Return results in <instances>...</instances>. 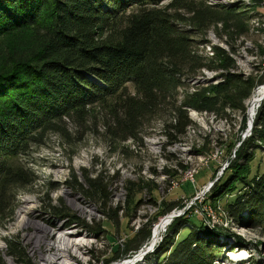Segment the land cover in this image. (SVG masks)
<instances>
[{"label": "trees", "instance_id": "trees-1", "mask_svg": "<svg viewBox=\"0 0 264 264\" xmlns=\"http://www.w3.org/2000/svg\"><path fill=\"white\" fill-rule=\"evenodd\" d=\"M165 1L169 3L161 7ZM250 18L247 10L212 7L205 0H0V38L28 36L27 42L2 45L0 49L1 226L9 219L16 194L36 179L25 162L31 151L44 145L51 134L67 140V121L83 127L95 106L103 111L98 122L94 120L111 144L138 140L154 116L167 119L162 124L167 142H179L187 128L194 127L187 109L213 115L225 123L230 122L228 111L237 112L244 124L245 102L262 84V78L256 82L232 72V57L218 47L212 49L209 64H202L190 37L221 23L218 36L225 33L232 41L244 35L245 21ZM188 23L191 27L186 30L183 24ZM202 67L218 71L221 81L197 87L179 101L181 77H192ZM127 85H132L133 94L127 92ZM109 102L111 106L104 110ZM256 108L249 137L235 149L229 167L234 170L232 177L223 178L212 188L209 198L233 194L239 184L237 191L243 192L227 206L228 217L264 239V173L246 180L249 164L264 143V99ZM81 176L85 185L74 179V191L98 204L105 218L115 222L121 209L108 205L111 180L104 182L101 174L90 178L87 171ZM134 191L135 186L127 183V204ZM140 204L141 200L136 208ZM177 206L170 203L161 214ZM48 211L63 217L67 228L75 224L89 236L102 239L101 226L87 225L66 214L64 208L49 206ZM187 223L186 218L173 221L169 229L173 234L164 237L156 258L170 251L177 231ZM149 234L147 227L139 230L103 264L137 250ZM4 242L0 264H5L3 257L33 264L17 238ZM173 247L170 258H166L168 263L212 264L219 258L221 246L213 231L192 227Z\"/></svg>", "mask_w": 264, "mask_h": 264}, {"label": "rangeland", "instance_id": "rangeland-1", "mask_svg": "<svg viewBox=\"0 0 264 264\" xmlns=\"http://www.w3.org/2000/svg\"><path fill=\"white\" fill-rule=\"evenodd\" d=\"M168 3L169 1L162 2L160 6L164 7ZM205 3L208 6L226 9L238 7V12L247 10L251 18L245 21L244 35L235 37L232 41L225 33L218 36L222 29L221 23L210 26L205 32L191 35L195 55L203 60L202 64L208 65L209 60L213 58L212 49L221 48L228 52L234 61L232 72L253 78L256 82L262 78L263 84L264 0H205ZM183 25L186 30L191 27L189 23ZM17 36L0 38V49L2 45L27 42V35ZM226 40L230 41L229 44L225 43ZM219 81H221L219 72L210 71L205 67L200 68L192 77L185 74L181 77L179 101L187 92ZM260 85L255 87L251 97L245 102L244 124L237 112L228 111L230 122L225 123L213 115L187 109L188 117L194 123V127L187 128L184 138L172 144L167 142L162 128V124L167 119H160L158 116H154L144 126L138 140L130 138L117 144L108 141L103 134L102 126L97 123V117L103 111L97 106L93 107L91 109L93 112L90 113L95 117L89 116L84 121L83 127H74L67 121L66 131L70 136L67 140L51 134L45 144L31 151L29 160L25 161L36 179L32 185L16 194L14 203L9 209V219L4 226L0 224V251L5 248L4 240L14 237L21 242L26 253L31 247L36 249V254L39 251L43 259L46 253L55 254L56 251L46 241L48 239L54 241L56 234L58 236L62 232L67 233L74 229L70 226L67 228L66 221L61 222L63 217L58 218L50 214L48 207L55 206L64 208L66 214L77 216L87 225L101 226L103 231L101 240L92 241L88 236L84 238L77 231L66 237V239L77 237L85 241L88 250L84 252L82 248H78L77 252L86 264H97V260L99 264H103V261L114 258L116 250L122 249L127 240L147 227L150 236L137 250L130 251L126 255L119 254L118 258L109 264H123L134 260L146 248L160 219L173 212L175 213L168 216L171 223L169 222L161 235L160 241L139 264H172L166 262V258H170L174 244L180 243L192 227L213 231L217 235L221 247L217 252L219 258L212 264L264 262V239L256 235L252 229L230 221L227 214V206L236 195L243 192L237 191L241 186L236 184L233 194L217 200L209 198L211 189L218 186L223 178L232 177L234 173L229 167L240 141L250 135L248 106ZM131 86L126 87L129 94L134 92ZM263 99L264 97L260 103ZM111 104L109 102L104 110H107ZM192 113L196 115L195 118L192 117ZM259 146L260 150L256 151L254 159L249 164L247 181L264 173V143ZM178 164H181V167L177 166ZM82 171H87L90 178L101 174L104 182L111 180L109 186L111 197L108 205L110 208L119 206L121 209L115 222L110 223L101 213L98 204L84 198L81 192L72 188L74 179L77 183L85 185L81 176ZM127 183L135 186L131 202L128 204ZM139 200L141 204L136 208ZM170 203H177L178 206L165 215L161 214ZM86 209L89 211L86 212ZM21 210L22 213H19ZM242 215L245 216V213ZM178 218H186L188 223L177 231L173 245L169 247L170 251L159 256V259L156 258L158 246L166 235L173 234L169 229L173 221ZM45 226L52 227V236L48 235L52 232L46 231ZM36 254L35 258L27 255L33 264H38ZM3 259L5 264H20L9 257Z\"/></svg>", "mask_w": 264, "mask_h": 264}, {"label": "bare ground", "instance_id": "bare-ground-1", "mask_svg": "<svg viewBox=\"0 0 264 264\" xmlns=\"http://www.w3.org/2000/svg\"><path fill=\"white\" fill-rule=\"evenodd\" d=\"M217 1V0H216ZM217 3V2H216ZM212 4V3H211ZM211 47V46H210ZM211 55V54H210ZM264 94V83L262 85H260L257 90H256V93L255 95L253 96V98L251 99L250 103H249V106H248V117H249V121L253 119L254 117V114H255V110H256V107L259 106V103H260V98H262ZM195 114L192 113V117L195 118ZM248 121V122H249ZM163 139V138H162ZM197 171V170H196ZM195 171V173H196ZM188 172V171H187ZM186 176V175H185ZM122 195V194H121ZM88 207V206H87ZM85 208V207H84ZM90 208V207H89ZM23 210L19 211V213H22ZM86 212L89 211V209H86L85 210ZM18 213V214H19ZM92 213V212H91ZM175 213V212H173ZM173 213H169L167 216L163 217L160 219V221L158 222V224L155 226L154 230H153V233H152V236H151V239L149 241V243L147 244L146 248L144 250H142L136 257L134 260L130 261V262H124L123 264H139L141 263L142 259L145 257V255H147L151 250H153V248H155V246L157 245V243L160 241V237L161 235L164 233L166 227L169 225V222H170V217H168L170 214H173ZM52 218V217H51ZM84 218V217H83ZM177 218V217H176ZM175 218V219H176ZM47 219V218H46ZM82 219V218H81ZM88 219V218H87ZM141 219V218H140ZM174 219V220H175ZM140 221V220H139ZM61 222H64L63 220ZM137 222V221H136ZM142 222V220H141ZM46 223V222H45ZM50 223V222H49ZM138 223V222H137ZM171 223V222H170ZM71 228H74L73 230H69L70 232H62L61 235L56 234L55 236V239L54 241H49L50 239H48L46 241L49 242L51 244V247L56 251L55 254L53 253H46L45 256H44V259L42 258V256H39V264H52V262L54 260H56L57 258V254H58V257L59 258V264H72V260H78V263H86L84 262V260L82 261L80 258L81 256L79 257V253L77 252L78 248H82L84 250V252L86 250H88L87 248V244L85 243V241H82L80 240L81 238H72V239H66V237L70 234H73L74 233H80L81 235H83V237L85 236H88L89 238L92 239H96L92 236H89L86 232L82 231L81 229H78V228H75V224L71 225L70 226ZM69 227V228H70ZM52 228V227H51ZM51 228L45 226V229L46 231H49L51 230ZM55 229V228H54ZM64 230V228H62ZM77 231V232H75ZM52 232V230H51ZM55 232V231H54ZM48 235L52 236L53 235V232L52 233H49ZM84 237V238H85ZM83 238V239H84ZM86 240V239H85ZM88 240V239H87ZM94 243V242H92ZM26 247V246H25ZM50 247V249H51ZM84 247H86L84 249ZM89 247V246H88ZM91 249V248H90ZM35 248L32 249L31 247L28 249V253L30 256H32L33 258H35ZM82 251V250H81ZM37 254H40V252L38 251ZM36 254V256H37ZM9 260V259H8ZM12 263V262H10Z\"/></svg>", "mask_w": 264, "mask_h": 264}, {"label": "built area", "instance_id": "built-area-1", "mask_svg": "<svg viewBox=\"0 0 264 264\" xmlns=\"http://www.w3.org/2000/svg\"><path fill=\"white\" fill-rule=\"evenodd\" d=\"M191 179V178H190ZM51 230H53V229H51ZM89 239H91V238H89ZM87 251V250H86ZM91 252H92V250H91ZM88 253H90V252H88ZM39 256H41V254H37V261H38V264H39ZM59 258L60 257H58V254H57V258H56V260H54L53 262H52V264H59ZM91 258H92V256H91ZM89 259H90V255H89ZM93 259V258H92ZM94 261V260H93ZM72 264H86V263H78V260H72ZM97 264H99V260H98V262H97Z\"/></svg>", "mask_w": 264, "mask_h": 264}, {"label": "water", "instance_id": "water-1", "mask_svg": "<svg viewBox=\"0 0 264 264\" xmlns=\"http://www.w3.org/2000/svg\"><path fill=\"white\" fill-rule=\"evenodd\" d=\"M262 97H264V94H263ZM261 99H262V98H261ZM252 122H254L253 119L249 121L248 133H250V131H251V129H252ZM180 215H181V214H180Z\"/></svg>", "mask_w": 264, "mask_h": 264}]
</instances>
